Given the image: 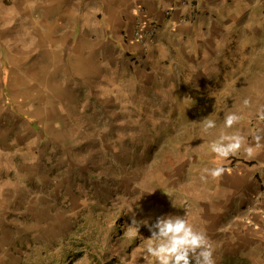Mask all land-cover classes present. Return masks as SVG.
Masks as SVG:
<instances>
[{
    "label": "rangeland",
    "instance_id": "rangeland-1",
    "mask_svg": "<svg viewBox=\"0 0 264 264\" xmlns=\"http://www.w3.org/2000/svg\"><path fill=\"white\" fill-rule=\"evenodd\" d=\"M43 2L14 0L7 19L16 28L0 32L12 37L0 40V264H76L83 257L81 264H129L141 243L123 238L133 216L154 224L186 210L214 242L216 264H264L261 250L235 243L231 227L207 229L215 180L204 178L203 169L243 152L218 159L208 146L215 135L192 123L211 116L218 132L224 114L236 111L242 119L227 131L252 138L264 107L257 44L228 50L217 80L200 89L209 93L183 86L186 95L151 97L128 90L126 106L79 113L70 86H61L59 63L39 54ZM23 20L29 31L21 29ZM86 98L83 90L79 107ZM63 103L71 108L65 119ZM139 235L151 236L143 223ZM140 255L135 264H146Z\"/></svg>",
    "mask_w": 264,
    "mask_h": 264
},
{
    "label": "crops",
    "instance_id": "crops-1",
    "mask_svg": "<svg viewBox=\"0 0 264 264\" xmlns=\"http://www.w3.org/2000/svg\"><path fill=\"white\" fill-rule=\"evenodd\" d=\"M0 2L5 5L0 7L3 36L16 28L7 19L14 0ZM144 22L156 27L149 48L136 37ZM20 27L29 31L25 20ZM37 31L39 54L47 63H59L61 86H70L79 113L105 104L126 106L128 90L151 97H168L172 91L186 95L183 86L209 93L211 88L200 89L217 80L228 50L247 43L262 50L257 54L264 67V0H44ZM83 90L86 103L79 107ZM61 109L65 119L71 108L63 103ZM253 129L248 143L255 144L258 136L264 145V121ZM223 167L227 171L214 182V208L208 213L213 220L206 221L207 229L231 227L235 243L264 256V147L251 159L242 153Z\"/></svg>",
    "mask_w": 264,
    "mask_h": 264
},
{
    "label": "clouds",
    "instance_id": "clouds-1",
    "mask_svg": "<svg viewBox=\"0 0 264 264\" xmlns=\"http://www.w3.org/2000/svg\"><path fill=\"white\" fill-rule=\"evenodd\" d=\"M249 105L250 100L245 99L243 106ZM241 119L242 116L236 111L226 112L223 125L218 132L214 131L217 129V124L211 116L203 118L200 123H192L199 125L202 133L215 135L208 146L211 153L218 159H227L241 152L251 159L264 147L260 143V137H255V144H249L246 136L239 130L227 131L233 129ZM259 119L264 121V107L259 109ZM226 171L225 167L216 164L204 168L203 174L204 178L218 180ZM142 223L148 227L151 233L150 238L145 239L139 235ZM123 238L141 240L139 246L133 249L129 264H135L133 258L137 251L141 252L140 258L142 257L146 264H216L214 242L192 222L191 214L187 210L183 216H160L154 224L137 221L133 216L131 224L125 225ZM83 259L84 257L76 264H81ZM122 264H124L123 261Z\"/></svg>",
    "mask_w": 264,
    "mask_h": 264
},
{
    "label": "built area",
    "instance_id": "built-area-1",
    "mask_svg": "<svg viewBox=\"0 0 264 264\" xmlns=\"http://www.w3.org/2000/svg\"><path fill=\"white\" fill-rule=\"evenodd\" d=\"M155 34H156V27L155 26L145 24V22L138 24L137 31H136V37H137L138 41L141 42V44L144 47L149 48L152 45H154V43H149V42L153 41V37ZM246 220L250 221V218L247 217Z\"/></svg>",
    "mask_w": 264,
    "mask_h": 264
},
{
    "label": "trees",
    "instance_id": "trees-1",
    "mask_svg": "<svg viewBox=\"0 0 264 264\" xmlns=\"http://www.w3.org/2000/svg\"><path fill=\"white\" fill-rule=\"evenodd\" d=\"M8 3H9V2H8ZM194 100H195V99H194ZM200 100H201V102H203V100H204V97H201V98H200Z\"/></svg>",
    "mask_w": 264,
    "mask_h": 264
}]
</instances>
